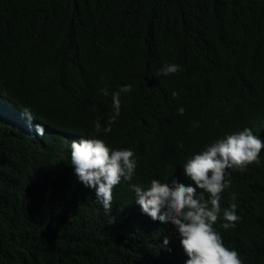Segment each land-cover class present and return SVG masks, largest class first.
I'll return each mask as SVG.
<instances>
[{
	"label": "trees",
	"instance_id": "16d2710c",
	"mask_svg": "<svg viewBox=\"0 0 264 264\" xmlns=\"http://www.w3.org/2000/svg\"><path fill=\"white\" fill-rule=\"evenodd\" d=\"M124 84L99 138L138 164L106 212L70 145L107 123ZM244 127L264 138V0H0V264H185L176 228L143 214L131 185L191 183L185 158ZM229 171L220 203L235 196L241 219L214 227L243 264H264V149Z\"/></svg>",
	"mask_w": 264,
	"mask_h": 264
},
{
	"label": "clouds",
	"instance_id": "9594fccd",
	"mask_svg": "<svg viewBox=\"0 0 264 264\" xmlns=\"http://www.w3.org/2000/svg\"><path fill=\"white\" fill-rule=\"evenodd\" d=\"M177 63H165L159 70L162 75L181 71ZM131 84L122 85L111 93L113 114L102 127L101 121L94 122V134L80 136L71 142V164L77 179L86 187L95 191V198L107 212L111 209L113 189L121 180L130 181L135 175L138 157L131 148H114L99 138L101 133L111 132L121 111V94L130 93ZM104 96L110 93L100 89ZM177 93L173 92L175 97ZM26 117H33L28 109H23ZM183 115L184 109H177ZM198 127L196 122L192 128ZM36 133L45 135L44 126L35 125ZM182 148L183 145L179 144ZM264 149V138L249 127L224 133L212 143L206 144L198 152L185 158L181 165L184 175L191 183L173 181L169 186L158 179H152L149 186L131 185L135 193V202L143 214L152 221L173 225L179 233L180 244L187 256L185 264H243L237 249L223 243L220 232L214 224L223 218L222 227L227 230L236 227L241 217L237 213L238 205L233 202L222 209L220 193L231 186L229 170H243L249 164H260V153ZM175 167V166H174ZM174 170V169H173ZM207 193V199L203 193ZM168 237L162 240V248H167Z\"/></svg>",
	"mask_w": 264,
	"mask_h": 264
},
{
	"label": "bare ground",
	"instance_id": "6f19581e",
	"mask_svg": "<svg viewBox=\"0 0 264 264\" xmlns=\"http://www.w3.org/2000/svg\"><path fill=\"white\" fill-rule=\"evenodd\" d=\"M69 185V184H68Z\"/></svg>",
	"mask_w": 264,
	"mask_h": 264
}]
</instances>
